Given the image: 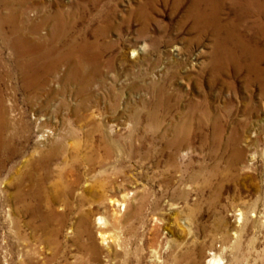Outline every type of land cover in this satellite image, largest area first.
<instances>
[{"label": "rangeland", "instance_id": "obj_1", "mask_svg": "<svg viewBox=\"0 0 264 264\" xmlns=\"http://www.w3.org/2000/svg\"><path fill=\"white\" fill-rule=\"evenodd\" d=\"M201 1L0 7L5 18L13 11L0 28V98L16 154L0 177V264H264V0L260 14L215 0L220 37L231 30L248 50L241 66L222 72L213 69V29L188 14L197 2L204 9ZM13 25L31 42L94 56L82 61L90 79L63 82L61 63L24 88L5 45ZM53 147L52 178L78 184L54 206L61 221L43 225L44 206L23 210L9 196L16 174L43 177L36 163ZM96 156L103 162L88 165ZM35 180L20 183L27 197Z\"/></svg>", "mask_w": 264, "mask_h": 264}, {"label": "bare ground", "instance_id": "obj_2", "mask_svg": "<svg viewBox=\"0 0 264 264\" xmlns=\"http://www.w3.org/2000/svg\"><path fill=\"white\" fill-rule=\"evenodd\" d=\"M201 2L205 6L204 9H201L199 6L200 3L197 2L193 5L188 14L195 20V24H197V26L203 25L207 28L210 27L214 31L215 49L212 58L213 69L222 72L223 70L227 69V67L230 65L235 67L241 66L242 60L248 59V50L245 47H242L241 42L235 35L232 34L231 30L225 29L224 36L220 37L222 32V26L217 19V14L219 12V4L215 3V0H202ZM7 3L8 0H0V7L3 5L7 6ZM233 4L239 5L245 11L248 7L253 10L256 14H260L263 12L261 5L258 4L257 0H237L236 3ZM12 13L13 11L11 12V9H9V14L7 17L10 18H5L4 16H1L0 13V28L4 27L6 23H11V17L13 16ZM260 28L264 32V26L262 24H260ZM10 33V35L5 36V45L13 52L14 57L16 59L15 63L19 67V69H21L24 88L30 89L34 85H37L47 72L51 71L55 66L61 63L67 64L68 67L67 73H65V75H63L61 78L63 82L71 83L75 81L78 82V80H80L81 83H87V81L90 79L89 72H85L84 63H82V61L87 60L92 62L95 60L94 56H87V54L83 53L82 51L77 53L72 52L70 50L60 51L56 48L55 45H44L38 42H31L27 39V37L21 35L14 25L11 27ZM257 58V55L252 58L253 62L247 66L249 70L254 69V66L259 61V59ZM7 115L8 114L5 108V104L0 98V177L2 176V172L5 170V162L12 158L14 155L16 156L14 151L8 149V140L7 138H5L6 136L4 137V133L10 131L9 126H12L11 122H9L10 120L7 118ZM38 120L41 121L42 119L39 118ZM44 132L47 134L49 133L48 131ZM44 137H48V135H41L40 140L44 141ZM61 145L62 144H59L57 148H61ZM54 147L48 152L46 156H44L42 160H39L36 163V165L38 166L44 164L45 172L43 174V177H38L41 179L35 180L34 176H32L31 173L27 171H25V173L27 172L26 174H20L21 172L19 174H16L17 177H19L17 182L18 184L15 186L14 192L10 196L8 195L9 198L12 199L15 203H22L21 208L23 210L26 209L28 211H31L30 206L32 202L35 203L34 210L36 212H38L39 209L44 206L46 213H43L40 216L41 224L43 225L47 224V222L55 223L57 221H61V217L56 215L54 212V206L58 205V208H60L61 204H65L61 203L62 197L63 199H65L64 197L69 195L70 193L68 191H71L70 189L73 188L74 185L78 184V178L75 177L73 180H69V184H67V186H65L64 188L59 177L61 174H58L59 179L52 178V169L50 168V162L51 158L55 157L58 154V149L55 150ZM102 150L104 151V157L108 158L111 154V148L108 145H105L104 147L102 146ZM99 158L100 157L97 156L95 157V159L88 157L86 158V162L88 165H91V163H102L103 161H100ZM72 160L73 163L78 161L77 156H74ZM15 173H17V171ZM34 180V184L37 183V188L35 190H32L33 192L29 193L31 196L29 195L27 197V191L25 192L22 190V187H20V183L23 181H26V183H32ZM45 183L48 184V187L45 186ZM89 192L92 191L89 190ZM121 199L123 202L125 199V195L121 196ZM103 223V218L99 217L98 224ZM99 236L101 237L103 242L108 241L109 237L105 233H102ZM206 264H222V261L217 257H210L206 261Z\"/></svg>", "mask_w": 264, "mask_h": 264}]
</instances>
